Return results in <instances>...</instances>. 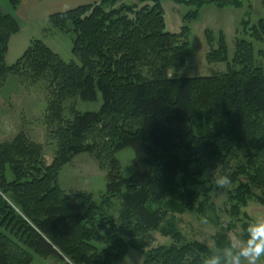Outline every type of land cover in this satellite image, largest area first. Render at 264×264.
Here are the masks:
<instances>
[{
    "label": "trees",
    "instance_id": "trees-1",
    "mask_svg": "<svg viewBox=\"0 0 264 264\" xmlns=\"http://www.w3.org/2000/svg\"><path fill=\"white\" fill-rule=\"evenodd\" d=\"M5 1L15 11L22 0ZM163 1L100 0L54 13L48 21L71 36L75 60L64 62L43 41L31 40L11 66L5 56L20 27L0 10V88L12 75L20 84H44V125L56 146L47 166L42 147L24 132L0 142V264H31V252L70 264H115L129 248L142 253L143 264L224 258L205 243L185 239L174 224H162L169 213L204 216L214 188L205 174L231 156L238 160L227 199L234 223L222 228L216 220L213 244L219 251L232 249L227 231L238 223L240 240L248 239L254 223L241 208L251 185L264 204V51L256 66L251 42L262 41L264 19L240 22L243 37L234 41L232 60L223 35L215 42L206 31V61L225 63L224 73L170 78L171 70L185 65L190 30L186 24L179 33L166 30ZM169 1L193 8L182 17L189 23L204 5L240 8L246 0ZM98 93V111L71 108L72 118H64L67 101H96ZM125 148L134 152L130 178L122 176L115 158ZM80 154H92L106 171L98 202L57 184L60 169ZM115 202L116 220L110 212ZM151 232L170 243L149 247L143 237Z\"/></svg>",
    "mask_w": 264,
    "mask_h": 264
},
{
    "label": "rangeland",
    "instance_id": "rangeland-1",
    "mask_svg": "<svg viewBox=\"0 0 264 264\" xmlns=\"http://www.w3.org/2000/svg\"><path fill=\"white\" fill-rule=\"evenodd\" d=\"M6 3L5 0H2ZM120 4H140L138 0H117ZM7 4V3H6ZM164 10L165 28L170 33H179L182 25L189 27L190 35L187 47L188 56L185 65L169 72L170 78H194L219 75L226 71L225 63L209 64L206 61L208 47L206 43V31L212 33L217 41L222 34L227 46L228 60H232L235 50V39L242 38L243 34L240 22L248 18L250 24H256L264 19L263 0H246L240 8L224 7L207 4L200 8L197 19L186 23L183 16L192 7L175 4L169 0L162 2ZM9 7V6H8ZM248 16V17H246ZM36 21V22H35ZM31 40L43 41L53 52L57 53L64 62L75 60L71 53L72 40L70 35L63 34L54 28L46 19L33 20L20 24V30L13 35L8 43L5 56V64L11 66L22 55ZM252 42L253 55L256 66L262 65L259 52L264 51V36L261 42ZM16 76H9L0 88V142L10 141L20 132H24L27 138L39 144L43 149V162L50 165L56 152L55 142L50 140L44 125V115L47 107L44 84L38 83L31 86L20 84ZM102 103L101 95L97 94L96 101H82L78 98L65 103L64 118L71 119V108L75 111H98ZM240 154V153H239ZM120 163L121 174L124 178H130L134 174V152L131 148H125L115 154ZM238 160L229 157L221 167L207 172L205 178L213 183V191L210 196V206L204 216L195 213L171 214L169 213L162 227L167 223L174 224L175 228L187 240H197L205 243L211 249L226 256V250L237 251L244 243L240 240L239 223L234 230L227 231L232 249L219 251L214 248L213 236L217 233L216 220L220 227L225 228L234 221L228 214V192L236 185L230 183L220 187L217 180L227 176L235 169ZM106 171L99 168L95 157L91 154L75 156L68 164L63 166L57 176L58 186L66 192L81 191L90 193L98 202L105 194ZM7 180L11 181L9 171L6 173ZM242 181V179H240ZM261 192L253 185L250 186V197L247 206L241 208V214L248 216L254 224L264 223V204L257 199ZM152 205V204H151ZM154 206V205H153ZM118 202H115L111 214L116 220L118 217ZM149 247L168 245L169 237L161 236L159 232H151L143 237ZM31 264H69L55 257H41L32 253ZM144 257L139 250L129 248L124 257L115 264H143ZM242 264H248L245 259ZM256 264H264V256L259 258Z\"/></svg>",
    "mask_w": 264,
    "mask_h": 264
},
{
    "label": "crops",
    "instance_id": "crops-1",
    "mask_svg": "<svg viewBox=\"0 0 264 264\" xmlns=\"http://www.w3.org/2000/svg\"><path fill=\"white\" fill-rule=\"evenodd\" d=\"M98 1L100 0H22L18 8L12 11L4 1L0 0V10L4 14H10L20 27L21 22L28 23L36 19L48 20L49 16L54 13ZM65 261L69 263L67 260Z\"/></svg>",
    "mask_w": 264,
    "mask_h": 264
},
{
    "label": "clouds",
    "instance_id": "clouds-1",
    "mask_svg": "<svg viewBox=\"0 0 264 264\" xmlns=\"http://www.w3.org/2000/svg\"><path fill=\"white\" fill-rule=\"evenodd\" d=\"M217 185L223 187L230 183L227 176L217 180ZM248 239L237 251L226 250V256H213L206 260V264H242L247 260L248 264H256L257 260L264 256V223L250 225L247 229Z\"/></svg>",
    "mask_w": 264,
    "mask_h": 264
}]
</instances>
